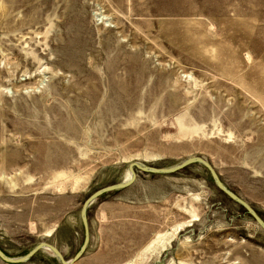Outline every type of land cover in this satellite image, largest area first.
Returning a JSON list of instances; mask_svg holds the SVG:
<instances>
[{"label": "rangeland", "instance_id": "1", "mask_svg": "<svg viewBox=\"0 0 264 264\" xmlns=\"http://www.w3.org/2000/svg\"><path fill=\"white\" fill-rule=\"evenodd\" d=\"M191 157L264 221V0H0L6 255L47 242L71 259L86 198L127 180L132 162ZM141 201L146 235L119 221ZM88 217L75 264H264V231L200 165L138 172ZM23 264L60 263L43 250Z\"/></svg>", "mask_w": 264, "mask_h": 264}, {"label": "water", "instance_id": "2", "mask_svg": "<svg viewBox=\"0 0 264 264\" xmlns=\"http://www.w3.org/2000/svg\"><path fill=\"white\" fill-rule=\"evenodd\" d=\"M191 165L202 166L210 175L216 189L225 197H227L229 200H231L232 202L243 208L246 214L257 224L259 228H261L264 231V221L261 219V217L250 207V205L246 201H244L242 198L237 196L235 193L231 192L225 186V184L221 181L219 175L217 174L213 166L205 159L201 157H191L185 159L184 161L180 162L177 165L167 168L148 166L139 162H132L128 165V171L130 173V177L127 180L124 179L120 183L98 189L97 191L92 193L88 198H86V200L83 202L79 213L80 222L83 227V241L79 250L75 253V255L71 259L65 260L61 252L52 244H49L47 242H39L25 255L16 258L9 257L0 248V260L6 264H23L29 261L39 251L47 249L52 253L53 257H55L60 264H74L83 256L89 245L90 234H89V226L87 219V211L88 208L98 198L102 197L105 194L128 188L135 182L138 172L144 174H151V175H171Z\"/></svg>", "mask_w": 264, "mask_h": 264}, {"label": "crops", "instance_id": "3", "mask_svg": "<svg viewBox=\"0 0 264 264\" xmlns=\"http://www.w3.org/2000/svg\"><path fill=\"white\" fill-rule=\"evenodd\" d=\"M129 188V187H128ZM151 207H152V202H138L137 204L134 205V209H135V213L134 216L128 215V214H124V215H119V221L124 220L125 223H128L129 221L132 224H137L139 226V228L143 231H145V235L149 234V232L151 231L152 228V217H151ZM102 213L103 210H102ZM88 221H89V217H88ZM154 224H156V215L154 217ZM89 224V228L91 227V223L90 221L88 222ZM155 225H154V230H155ZM144 236V235H143ZM147 238L143 237L144 243L143 246H146V242H150L151 241V237L150 235L146 236ZM149 240V241H148ZM145 244V245H144Z\"/></svg>", "mask_w": 264, "mask_h": 264}, {"label": "bare ground", "instance_id": "4", "mask_svg": "<svg viewBox=\"0 0 264 264\" xmlns=\"http://www.w3.org/2000/svg\"><path fill=\"white\" fill-rule=\"evenodd\" d=\"M129 177H130V173L128 174V178H129ZM88 209H89V208H88ZM44 250H47V249H44ZM41 251H43V250H41ZM48 251H49V250H48ZM61 254H62V253H61ZM81 258H82V257H81ZM81 258H80V259H81ZM80 259H79V260H80ZM74 264H75V263H74Z\"/></svg>", "mask_w": 264, "mask_h": 264}]
</instances>
